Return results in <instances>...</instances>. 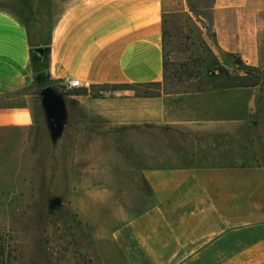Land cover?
Returning <instances> with one entry per match:
<instances>
[{"label":"rangeland","instance_id":"rangeland-1","mask_svg":"<svg viewBox=\"0 0 264 264\" xmlns=\"http://www.w3.org/2000/svg\"><path fill=\"white\" fill-rule=\"evenodd\" d=\"M60 7V0H0L26 23L33 44L49 38ZM164 10V79L137 91L167 95L179 118L226 120L227 162L264 165V69L244 61L253 34L264 43V0H164ZM244 82L250 85H236ZM55 86L68 132L52 138L37 79L24 89L34 124L0 130V234L7 239L0 264H127L113 234L154 202L141 174V143L152 147L164 134L155 125L114 124L102 107L70 100L123 86ZM51 197L61 202L50 206Z\"/></svg>","mask_w":264,"mask_h":264},{"label":"crops","instance_id":"crops-1","mask_svg":"<svg viewBox=\"0 0 264 264\" xmlns=\"http://www.w3.org/2000/svg\"><path fill=\"white\" fill-rule=\"evenodd\" d=\"M51 32L50 78L123 88L70 100L117 125H155L141 143L142 177L154 202L113 234L127 264H264V165L227 162L224 119L173 116L167 95H138L126 85L160 83L165 74L164 0H60ZM241 41L244 43L243 36ZM247 65L264 69L253 34ZM249 44V43H248ZM26 23L0 8V130L35 122V82ZM68 112L62 134L71 128ZM171 135V137H168ZM149 154V155H148Z\"/></svg>","mask_w":264,"mask_h":264},{"label":"trees","instance_id":"trees-1","mask_svg":"<svg viewBox=\"0 0 264 264\" xmlns=\"http://www.w3.org/2000/svg\"><path fill=\"white\" fill-rule=\"evenodd\" d=\"M164 22H165V20H164ZM54 24H53V26H54ZM53 26H52V29H53ZM52 29H51V32H52ZM51 32H50L49 38L46 41L41 42L39 44H33L31 42V39H30V42H31V45H32V48H31V63H32L33 71H34V73L36 75L35 79L40 81V83L43 86L52 85V86L56 87L54 81H52L51 78H50V71H49ZM165 34L166 33H165V27H164V30H163V45H164V36H165ZM38 48H43V51L42 52L38 51L37 50ZM164 65H165V62H164ZM250 70L255 72L257 70V68L251 67ZM38 75H39V78H37ZM156 84H158V83H152V84H147V85H126V86L128 88L136 90L138 95H142V96H156V95H159V94H155V93L148 92V91L139 93L137 91V89L140 88V87H146L148 85H156ZM236 85L249 86L250 84L244 82V83H240V84L237 83ZM6 246H7V239L2 234H0V258L5 255Z\"/></svg>","mask_w":264,"mask_h":264},{"label":"water","instance_id":"water-1","mask_svg":"<svg viewBox=\"0 0 264 264\" xmlns=\"http://www.w3.org/2000/svg\"><path fill=\"white\" fill-rule=\"evenodd\" d=\"M37 50L42 52L43 48H38ZM242 62V57H236L235 63L241 64ZM37 78H39V75L37 76ZM40 95L43 111L50 125L52 138L57 139V137L62 132L67 112L64 96L56 87L52 85L44 86L40 91ZM60 202V197L50 198V206H54L55 204Z\"/></svg>","mask_w":264,"mask_h":264},{"label":"built area","instance_id":"built-area-1","mask_svg":"<svg viewBox=\"0 0 264 264\" xmlns=\"http://www.w3.org/2000/svg\"><path fill=\"white\" fill-rule=\"evenodd\" d=\"M82 86L83 84L80 82L79 79L70 76H66L60 81V89H73Z\"/></svg>","mask_w":264,"mask_h":264}]
</instances>
